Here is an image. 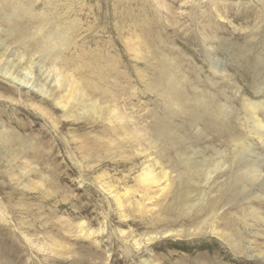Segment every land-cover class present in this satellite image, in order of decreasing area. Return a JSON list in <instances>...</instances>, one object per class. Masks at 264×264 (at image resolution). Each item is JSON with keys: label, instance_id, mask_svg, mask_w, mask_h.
<instances>
[{"label": "rangeland", "instance_id": "374dc122", "mask_svg": "<svg viewBox=\"0 0 264 264\" xmlns=\"http://www.w3.org/2000/svg\"><path fill=\"white\" fill-rule=\"evenodd\" d=\"M0 43L29 79L0 75V264H264V135L248 111L264 121V1L0 0ZM59 73L102 111L58 104ZM201 93L230 106L241 143L190 110ZM160 166L183 198L142 191ZM173 198L207 204L185 214Z\"/></svg>", "mask_w": 264, "mask_h": 264}, {"label": "bare ground", "instance_id": "6f19581e", "mask_svg": "<svg viewBox=\"0 0 264 264\" xmlns=\"http://www.w3.org/2000/svg\"><path fill=\"white\" fill-rule=\"evenodd\" d=\"M259 1H264V0H259ZM261 3V2H260ZM55 31L52 32V34H49V37L51 38V41H56L55 39H59L60 40V43H64L65 42V39L62 37L59 29H55ZM54 39V40H52ZM32 44H35V40L32 39ZM31 47L33 48V45H31ZM6 53H9V50H8V47L4 46V45H1L0 43V55H4ZM14 57V56H13ZM157 59H159L161 62H165L166 60L169 61V59L166 57V55H161L159 56ZM32 61V60H31ZM0 62L4 64V66H1L0 67V75L2 76H6V77H9V78H12L13 80H16V81H20V82H25V84H27V82L29 81V79L25 76H22L18 73V71H16V66H13V62L11 61V59H9L8 57H3L1 58L0 57ZM24 64V63H23ZM34 64V62H33ZM21 66V64H20ZM25 66V65H24ZM31 66V65H30ZM33 67V66H32ZM24 68V67H23ZM25 68L27 69V72H31L30 70V67L29 65L26 63V66ZM2 70V71H1ZM22 70V69H21ZM47 70V69H46ZM52 71V70H51ZM57 72V71H56ZM47 73V72H46ZM45 73V74H46ZM50 73V72H49ZM33 74V73H32ZM49 75V74H48ZM51 75V73H50ZM34 76V75H33ZM53 77V75H51ZM47 77V76H46ZM35 78V77H34ZM75 78V77H74ZM48 79V78H47ZM54 83L60 85V87L64 88L63 91L66 92V94L64 95V99L63 100H60L58 101L57 103L58 104H64L65 106V103L64 102H70L72 101V106H77L75 107L77 113H73V116H75V118H83L84 117V114L88 115L89 117H93L95 115H97L98 111L101 110V108L103 109V107H101L100 109L97 110V108H99L97 105H94V104H85L83 103V101H77L78 98H83V92L81 87L79 88L77 85H70L68 82H67V77H64V75H62L61 73L59 74H56L55 77L53 78ZM52 79V80H53ZM32 80V79H31ZM36 80V79H35ZM77 82V81H76ZM36 83V82H35ZM75 83V82H74ZM78 83V82H77ZM37 84V83H36ZM76 84V83H75ZM175 83L171 85H168V90L167 91H171L172 90V87L174 86ZM30 86V85H29ZM56 86V88H57ZM71 86V87H70ZM52 87H55L52 85ZM69 87V88H68ZM89 87L92 89L94 88L93 85H89ZM50 89V88H49ZM59 89V88H58ZM51 90V89H50ZM57 90V89H56ZM36 91V90H35ZM48 90L45 88V85H42L39 87V91L37 92H40L42 94V96L44 94H46ZM175 93L176 94H180L178 91V89H174ZM50 92V91H49ZM51 93V92H50ZM59 93H60V89H59ZM47 95V94H46ZM46 95H44L46 97ZM49 95V94H48ZM61 96V95H60ZM197 96L196 98V101H195V104L194 106L190 109V110H195L196 112H200V114L202 115H206V117L210 120V125H211V128H213L217 134H220V136L222 137H227L226 138V141L227 140H232L234 141L236 144H239L242 142L243 138L241 139L239 137V133L237 131H235L233 129L232 126H230V120H227L228 116L231 114V111L228 110L230 106L228 107H225V109H220L222 107V105L216 103L214 101V96H210V95H206L205 93H201L199 95H195ZM48 97H51V96H48ZM249 110L250 113H251V118L253 119L252 122H254V127H255V131L257 133V136L259 137V140L263 137L264 135V121L263 120H260L259 117H258V114H257V110L259 109L258 107V103H255V102H249ZM86 105H87V108H86ZM100 105V104H99ZM225 105V104H224ZM248 108V106H247ZM91 109V110H90ZM228 110V111H227ZM102 111V110H101ZM247 111V112H248ZM112 112V111H111ZM114 112V111H113ZM112 112V113H113ZM101 113V112H100ZM118 114V112H115ZM100 115V114H99ZM115 115V114H114ZM195 115V114H194ZM102 116V115H101ZM111 120V119H110ZM112 121V120H111ZM116 121V120H115ZM209 126V125H208ZM210 127V126H209ZM235 127V126H234ZM252 127V126H251ZM252 129V128H251ZM249 131V130H247ZM251 131V130H250ZM2 132V131H1ZM4 132V131H3ZM158 134V133H157ZM5 136H7L8 138V135L6 134ZM160 137V136H159ZM10 138H12L10 136ZM7 140V139H5ZM9 140V138H8ZM11 140V139H10ZM262 140V139H261ZM264 140V139H263ZM2 142V141H1ZM5 142V141H4ZM152 142V141H151ZM156 144V142H155ZM240 147V146H239ZM248 149V148H247ZM245 147H240V149H236L235 148V152L234 154L235 155H243V153L245 152ZM225 153V152H224ZM220 156V154H217ZM225 155V154H224ZM223 155V156H224ZM216 156V155H215ZM217 156V157H219ZM227 156V154H226ZM221 157V156H220ZM224 158V157H222ZM221 158V159H222ZM226 158V157H225ZM247 158V157H246ZM248 159V158H247ZM225 160V159H224ZM236 160V159H235ZM207 161V162H206ZM222 161V160H221ZM221 161L216 160V161H209V159H204L203 161H200L202 167L204 164H208L211 166L212 169H216L217 167H220V163H222ZM205 162V163H204ZM249 162V161H248ZM219 163V164H218ZM224 163V162H223ZM238 163V162H237ZM225 164V163H224ZM246 166L243 168L244 170H246L244 172V174L246 176H248L250 179H254V178H259L257 176H260L259 175V172H258V169H251L252 168V162L249 164V163H245ZM244 164V165H245ZM252 164V165H251ZM182 166V169H183V173L184 175H186V178L187 180L189 181H186L188 183H191V184H194V185H197L196 184V179L198 178H201L200 177V168L197 169V165H199V163H191L189 160L187 161H182L181 164ZM207 165V167H209ZM243 165V164H242ZM206 166H204L205 168ZM224 167V166H223ZM243 167V166H242ZM254 167V166H253ZM203 168V169H204ZM207 169V168H206ZM210 169V168H208ZM219 169V168H218ZM251 169V170H249ZM160 170L162 171V174L159 175L157 172H155L154 170H150V169H146L143 171V173L139 176V184L141 186V188L143 189L142 191L144 192H148V189L150 187H155V186H158V188L163 184V186H161L159 188V191H162V194H163V197L166 198V195L168 194H172L173 196H176V197H182L181 195V191L178 189V187L182 184V182L179 181H176V179L174 178V176L172 177L171 174L169 172L166 171V169L164 170L162 166H160ZM213 170V171H214ZM217 170V169H216ZM222 170V169H220ZM243 170V171H244ZM205 171V169H204ZM209 171V170H207ZM242 171V172H243ZM218 172V171H217ZM212 173V171H209L207 172V174H210ZM206 174V175H207ZM217 174V173H216ZM243 175V174H242ZM228 180V179H227ZM249 180V179H248ZM223 181V180H222ZM253 181V180H252ZM185 182V183H186ZM227 182V181H226ZM184 183V184H185ZM204 183V182H203ZM229 183V182H227ZM254 183V182H253ZM224 184H226L224 182ZM213 185V184H212ZM225 186V185H224ZM218 187V186H217ZM176 189L179 190V192L176 191ZM128 190V188L126 189ZM125 190V191H126ZM161 195V194H160ZM159 195V196H160ZM190 197V196H189ZM196 197V196H195ZM183 198V197H182ZM186 198V197H185ZM184 198V199H185ZM196 199V198H195ZM152 200V199H151ZM191 201H189V203H181V201L179 202H176L177 199L173 198V200L171 201L172 203H181V206H180V210L182 213H188L190 214L191 212H194V211H198V212H202V210H200V208H203V206H205L207 204V202L205 201H202L201 202V199L200 200H192L190 199ZM206 200V199H205ZM208 201V200H206ZM137 205V204H136ZM209 206H213L212 204L209 203ZM179 207V206H178ZM264 222V221H263ZM198 229V228H197ZM178 231V230H177ZM169 232V230L167 231ZM176 232V231H175ZM184 232V231H182ZM213 232L218 234V233H226L227 231H224V230H219V229H216V228H213ZM177 233V232H176ZM227 234V233H226Z\"/></svg>", "mask_w": 264, "mask_h": 264}]
</instances>
